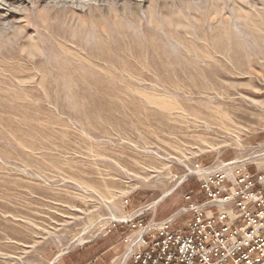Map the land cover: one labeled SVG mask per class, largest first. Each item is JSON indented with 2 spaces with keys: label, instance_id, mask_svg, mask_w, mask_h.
Listing matches in <instances>:
<instances>
[{
  "label": "rangeland",
  "instance_id": "rangeland-1",
  "mask_svg": "<svg viewBox=\"0 0 264 264\" xmlns=\"http://www.w3.org/2000/svg\"><path fill=\"white\" fill-rule=\"evenodd\" d=\"M126 1L0 0V264H124L264 146V0Z\"/></svg>",
  "mask_w": 264,
  "mask_h": 264
},
{
  "label": "built area",
  "instance_id": "built-area-1",
  "mask_svg": "<svg viewBox=\"0 0 264 264\" xmlns=\"http://www.w3.org/2000/svg\"><path fill=\"white\" fill-rule=\"evenodd\" d=\"M260 150L253 161L242 157L213 165L198 163L201 197L188 193L184 213L160 224L146 225L142 219L133 223L140 235L124 264L263 262L264 167L258 161L264 162V146Z\"/></svg>",
  "mask_w": 264,
  "mask_h": 264
},
{
  "label": "bare ground",
  "instance_id": "bare-ground-1",
  "mask_svg": "<svg viewBox=\"0 0 264 264\" xmlns=\"http://www.w3.org/2000/svg\"><path fill=\"white\" fill-rule=\"evenodd\" d=\"M152 1H153V0H152ZM167 1H168V0H167ZM167 1H166V2H167ZM128 2L131 3V2H133V0H127L126 3H128ZM164 2H165V1H164ZM173 2H174V1H173ZM130 3H129V4H130ZM154 3H155V1H154ZM156 3H157V1H156ZM156 3H155V4H156ZM168 3H169V2H168ZM176 3H177V1H175V4H176ZM160 4H161V3H160ZM170 4H171V2H170ZM177 4H178V3H177ZM123 5H124V4H123ZM149 5L151 6V9L149 10V15H150V16H154V15L157 16L158 13H155L156 9L153 11V8H152L151 3H150ZM157 5H158V4H157ZM171 5H172V4H171ZM181 5H182V4H181ZM126 6H127V5H126ZM173 6H174V5H173ZM176 6H177V5H176ZM130 7H131V6H130ZM157 7H158V6H157ZM161 7H162V5H161V6L159 5V9H161ZM178 7H179V6H178ZM191 7H192V6H191ZM132 8H133V7H132ZM116 9H117V8H116ZM118 9H119V8H118ZM127 9H128V8H127ZM130 10H131V9H130ZM132 10H133V9H132ZM177 10H178V9H177ZM114 11H115V9H114ZM114 11H113V12H114ZM118 11H119V10H118ZM128 11H129V10H128ZM128 11H127V12H128ZM133 11H134V10H133ZM163 11L165 12V10H163ZM179 11H181L180 8H179ZM116 12H117V11H116ZM129 12H130V11H129ZM129 12H128V13H129ZM147 12H148V11H147ZM156 12H157V11H156ZM164 12H163V13H164ZM174 12H175V11H174ZM177 12H178V11H177ZM118 13H119V12H118ZM134 13H135V12H134ZM161 13H162V11H161ZM113 14L116 15V13H113ZM131 14H132V13H131ZM131 14H129V15H131ZM172 14H174V13H172ZM174 15H175V14H174ZM113 16H114V15H113ZM116 16H118V15H116ZM158 16H159V15H158ZM162 16H164V15H162ZM168 16H170V15H168ZM178 16H180V15L178 14ZM121 17H122V13H121ZM131 17H132V16H131ZM140 17H141V16H140ZM174 17H175V16H174ZM184 17L186 18L185 15H184ZM160 18H161V17H159V19H160ZM169 18H170V17H169ZM175 18H176V17H175ZM120 19H121V18H120ZM133 19L135 20L134 16H133ZM137 19H138V18H137ZM146 19H147V18H146ZM176 19H177V21L180 20V18H179V20H178V18H176ZM161 20H162V19H161ZM173 20H174V19H173ZM173 20H171V23H172ZM187 20H188V19H187ZM131 21H132V19H131ZM137 21H138V20H137ZM142 21H143V20H142ZM180 21H181V20H180ZM122 22H123V21H122ZM122 22H121V23H122ZM149 22H150V21H149ZM158 22H159V20H158ZM138 23H139V21H138ZM138 23H137V24H138ZM143 23H144V22H143ZM111 24H112V23H111ZM114 24H115V23H114ZM137 24H136V25H137ZM139 24H140V23H139ZM139 24H138V25H139ZM161 24H162V23H161ZM161 24H160V25H161ZM172 24H173V23H172ZM109 25H110V24H109ZM115 25H117V24H115ZM131 25H133V24L131 23ZM107 26H108V25H107ZM126 26H127V25H126ZM139 26H140V25H139ZM143 26H144V25H143ZM98 27H99V26H98ZM110 27H112V26H110ZM113 27H114V26H113ZM136 27H137V26H136ZM103 28H104V26H103ZM108 28H109V27H108ZM118 28H119V24H118ZM133 28H134V27H133ZM139 28H140V27H139ZM153 28H154V27H153ZM167 28H169V27H167ZM106 29H107V27H106ZM134 29H135V28H134ZM154 29H155V28H154ZM156 29H157V28H156ZM128 30H129V29H128ZM131 30H132V29H131ZM135 30H136V29H135ZM142 30H143V29H142ZM142 30H141V31H142ZM160 30H161V29H160ZM169 30H170V29H169ZM171 30H172V29H171ZM138 31H139V30H138ZM158 31H159V30H158ZM164 31H165V30H164ZM110 32H111V31H110ZM116 32H117V31H116ZM150 32H151V31H150ZM143 33H144V32H143ZM154 33H155V32H153V34H154ZM156 33H157V32H156ZM164 33H165V32H164ZM172 33H173V31H172ZM144 34H145V33H144ZM147 35H148V34L146 33L145 36L147 37ZM151 35H152V34H151ZM170 35H171V34H170ZM172 35H173V34H172ZM143 36H144V35H143ZM155 36L157 37V35H155ZM155 36H154V37H155ZM101 37H103V35H102ZM105 37H106V36H104L103 38H105ZM108 37H109V36H108ZM137 37H138V36H137ZM151 37H152V36H151ZM156 37H155V38H156ZM106 38H107V37H106ZM113 38H114V37H113ZM139 38H140V37H139ZM141 38H142V37H141ZM148 38H149V37H148ZM157 38H158V37H157ZM95 39H97V37H96ZM98 39H99V38H98ZM117 39H119V38L117 37ZM137 39H138V38H136V43H137V41H140V40H137ZM107 40H108V39H107ZM146 40H147V39H146ZM154 40H155V39H154ZM99 41H101V39H100ZM105 41H106V39H105ZM143 41H145V40H143ZM156 41H157V40H156ZM156 41H155V42H156ZM141 42H142V39H141ZM141 42H140V45H141ZM150 42H153V41H151V39H150ZM155 42H154V43H155ZM138 43H139V42H138ZM154 43H153V44H154ZM143 44H144V43H143ZM143 44H142V45H143ZM156 44H157V43H156ZM156 44H154V46H156ZM109 45H110V44H109ZM111 45H112V44H111ZM140 45H139V46H140ZM159 45H160V44H159ZM159 45H158V46H159ZM143 46H144V45H143ZM147 46H148V45H147ZM152 46H153V45H152ZM140 47H141V49H142V48L144 49V47H142V46H140ZM159 47H160V46H159ZM108 48H109V47H108ZM147 48H149V47H147ZM157 48H158V47H157ZM141 49H140V50H141ZM143 49H142V50H143ZM150 49H151V48H150ZM154 49H155V48H154ZM158 49H159V48H158ZM119 50H120V49H119ZM142 50H141V52H142L141 54L143 55V54H144L143 51H144L145 49H144L143 51H142ZM147 50H148V49H147ZM151 50H152V49H151ZM159 50H160V49H159ZM115 51H116V50H115ZM149 51H150V50H149ZM149 51H148V53H149ZM116 52H117V51H116ZM146 52H147V51H146ZM159 52H160V51H159ZM114 53H115V52H114ZM117 53H118V52H117ZM122 53H123V52H122ZM155 53H158V52L155 51ZM158 54H159V53H158ZM117 55H118V54H117ZM117 55H116V56H117ZM131 55H132V54H131ZM151 55H152V54H151ZM144 56H145V55H144ZM147 56H148V54L146 55V57H147ZM117 57H118V56H117ZM152 57H153V56H152ZM147 58H148V57H147ZM147 58H145V60H147ZM110 59H111V58H110ZM126 59H127V58H126ZM152 59H153V58H152ZM97 60H98V59H97ZM118 60H119V59H118ZM124 60H125V59H124ZM128 60H129V59H128ZM134 60H135V59H134ZM140 60H141V59H140ZM150 60H151V59H150ZM109 62H110V61H109ZM122 62H123V61H122ZM112 64H113V63H112Z\"/></svg>",
  "mask_w": 264,
  "mask_h": 264
}]
</instances>
